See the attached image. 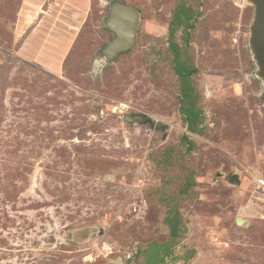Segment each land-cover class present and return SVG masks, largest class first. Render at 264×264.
<instances>
[{
    "label": "rangeland",
    "instance_id": "obj_1",
    "mask_svg": "<svg viewBox=\"0 0 264 264\" xmlns=\"http://www.w3.org/2000/svg\"><path fill=\"white\" fill-rule=\"evenodd\" d=\"M116 6L139 24L107 63ZM253 19L248 0H0V264H145L171 244L174 210L168 264H264ZM184 65L200 136L182 117Z\"/></svg>",
    "mask_w": 264,
    "mask_h": 264
},
{
    "label": "water",
    "instance_id": "obj_2",
    "mask_svg": "<svg viewBox=\"0 0 264 264\" xmlns=\"http://www.w3.org/2000/svg\"><path fill=\"white\" fill-rule=\"evenodd\" d=\"M254 7V19L251 25V45L255 59L260 67V75L264 80V0H248ZM139 24V14L129 6H116L108 20L109 29L116 34V39L110 43L103 52L107 63L117 58L120 54L126 53L134 46ZM134 121L133 118H127ZM229 184L240 186V181L233 176ZM243 222L237 221L242 227ZM113 264H124L116 261Z\"/></svg>",
    "mask_w": 264,
    "mask_h": 264
},
{
    "label": "trees",
    "instance_id": "obj_3",
    "mask_svg": "<svg viewBox=\"0 0 264 264\" xmlns=\"http://www.w3.org/2000/svg\"><path fill=\"white\" fill-rule=\"evenodd\" d=\"M192 20V15L190 12L184 8L180 9L176 14V21L179 25H183L186 28L188 27V23ZM173 34V32H172ZM171 34V36H172ZM176 56L179 57V50L177 48L174 49ZM179 74L182 79V90H181V111L184 122L186 123L187 131L193 134L202 135V132L199 130L200 123L202 122V114L197 109L198 97L195 94L194 88L191 86L189 82L190 71L186 65L178 68ZM185 137V142H187ZM187 149L190 151L193 147L191 143H186ZM189 187L183 186L179 191V197H184L187 191L190 189ZM181 199V198H180ZM165 223L169 229V239L171 244H163V245H154L146 250L147 261L145 264H168L165 260L172 253L171 247L176 246L178 243L176 242L178 239L183 236V231L185 225L183 224V220L179 211L174 210L170 212V214L165 219ZM160 248V250L158 249ZM145 252V251H144ZM143 252H139L138 255H141ZM194 255V252H192Z\"/></svg>",
    "mask_w": 264,
    "mask_h": 264
},
{
    "label": "built area",
    "instance_id": "obj_4",
    "mask_svg": "<svg viewBox=\"0 0 264 264\" xmlns=\"http://www.w3.org/2000/svg\"><path fill=\"white\" fill-rule=\"evenodd\" d=\"M260 186H264V184L263 183H260Z\"/></svg>",
    "mask_w": 264,
    "mask_h": 264
},
{
    "label": "flooded vegetation",
    "instance_id": "obj_5",
    "mask_svg": "<svg viewBox=\"0 0 264 264\" xmlns=\"http://www.w3.org/2000/svg\"><path fill=\"white\" fill-rule=\"evenodd\" d=\"M136 11V10H135ZM137 12V11H136Z\"/></svg>",
    "mask_w": 264,
    "mask_h": 264
}]
</instances>
